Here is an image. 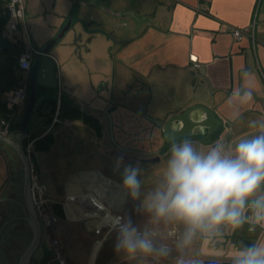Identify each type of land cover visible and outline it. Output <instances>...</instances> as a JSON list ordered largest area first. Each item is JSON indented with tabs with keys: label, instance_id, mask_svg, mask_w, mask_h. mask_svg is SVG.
I'll return each mask as SVG.
<instances>
[{
	"label": "crops",
	"instance_id": "obj_1",
	"mask_svg": "<svg viewBox=\"0 0 264 264\" xmlns=\"http://www.w3.org/2000/svg\"><path fill=\"white\" fill-rule=\"evenodd\" d=\"M138 7L137 12L140 11L138 14L142 16L140 19L142 24L120 43L114 53L108 34L102 31L110 23L108 21L106 24L109 16H106L104 12H96V19L93 16L100 24L90 39L89 47L87 45L85 50L94 52L92 54L98 58L97 69H92L93 71L90 72V74L94 72L99 74L97 82L101 80L97 94L94 93V99L109 95L113 78L128 90L136 89V100L142 99L144 93L155 97L152 92L155 88H161L166 94L155 97L157 98L155 108L152 109L149 104L146 112L150 113V116L162 118L164 114L180 106L181 93H184L185 89L191 92V88L196 87V93L201 100L207 102L216 114L221 116L224 123L229 122L224 130L226 134L221 140L222 145L230 147L235 137L254 132L255 129L251 127V123L264 120V97H261L262 93L260 95L257 93L262 88L258 78L257 59L264 61V36H261V33H264L262 32L264 31V0H149V2L140 0ZM76 10L78 11L76 4H71L69 0H25L28 21H32L30 20L31 12L43 14L45 30L54 32L46 33L43 42H47L54 36L53 34L58 32L66 23L68 16L71 14L75 16ZM236 27L248 28L253 33L254 29H258L260 41H257L256 36L255 43L249 36H243L237 40L232 33L233 28ZM32 39V46L39 49ZM8 41L14 42L13 39ZM56 46L58 44L51 48L50 55L57 64L60 58H56L57 56L52 52H61V48ZM191 59H196L197 65ZM112 60L118 62L119 66L112 69L110 66ZM24 75L29 77L30 70L27 73L24 72ZM57 78L60 83L58 76ZM93 79L90 76L89 93L95 91L96 81ZM73 90L74 87L71 92L67 90L65 94L69 104H73L72 98L75 96ZM102 91L105 94L101 93ZM245 93H250V96H246ZM0 96L8 101L11 99L10 92ZM110 98L112 100L111 95ZM89 106L93 108V112L88 113H93L92 115L97 117L101 124L99 128L91 129L81 119L75 118L69 119V122L71 121L69 125L75 124L79 128L82 127L81 132L78 130L75 133L70 129L67 131L61 128L65 120H68L64 118L58 126L51 129L55 134L60 132L56 135L58 137L54 148L56 154L35 153L34 160L39 170L41 169L44 178L46 176L50 181L51 194L46 195L48 207L52 211L54 204L57 203L61 213H54L53 209L52 212L58 217L59 223L51 228L42 226L40 244L28 264H42L41 260L47 252L51 254V258L43 264L58 263L56 256L59 254L62 255L65 264H93L104 239L110 233V229L105 233L102 229L114 221L111 218L113 212L116 214L120 211L123 216L122 207L127 200L126 192H117L118 189L115 186L113 187L116 188L115 192L111 193V200H109L104 190L98 187L99 174L104 180L103 183L108 182L107 185H110V180L104 177L111 173V161L104 160L100 165L105 170L109 168L105 171V175L96 168V170L77 172L75 170L79 167L72 166L65 159L86 142L83 133L89 136L90 143L95 144L93 146H96L100 152L112 149L117 152L119 151L117 149L133 147L136 143H140L133 136L130 145L125 143L128 133L123 134L124 129H120L119 140L113 143L114 146L108 144L107 119L105 116H99L104 110V114L107 113L110 107L104 109L101 104ZM46 111L47 109L39 114L34 113L40 128L45 125L43 115ZM131 113L123 114L121 120L134 121L136 131H149V137L159 135L160 129L153 126L141 113H134V111ZM20 115L21 111L17 110L14 116L17 121ZM49 127L47 130L50 129ZM17 133L18 130L13 129L6 137L15 139ZM184 139L186 138H182V141ZM161 143L162 141H157V148H154V145L151 146L150 152L157 151ZM203 144L209 147V141ZM10 148L11 146L0 141V151L6 154L9 161L15 165V157ZM64 168H71L70 172H73L74 177L65 179L66 174L61 173ZM118 176L119 174L114 177L121 182V176ZM74 183L84 185L82 187L80 184L76 189L77 195L71 194V184ZM84 187H87L89 192L81 195L85 192ZM47 188L48 186L46 193ZM9 196L10 194L2 195L5 199H0V213L5 211L7 204L4 202ZM14 199L16 200L14 202L18 204L19 212L0 215V264H18V258L32 235L28 222L20 218L15 219L16 216H23V206L18 203L22 202V192L17 194L15 191ZM91 199L99 203L102 208H95ZM10 217L13 218L7 221ZM16 220L25 222L21 237L16 222L11 226L8 225L10 221ZM98 222H101L102 229L93 228ZM88 223H91V226ZM95 238L97 241H93ZM257 245H261L260 241ZM108 256L102 264H109Z\"/></svg>",
	"mask_w": 264,
	"mask_h": 264
},
{
	"label": "rangeland",
	"instance_id": "obj_2",
	"mask_svg": "<svg viewBox=\"0 0 264 264\" xmlns=\"http://www.w3.org/2000/svg\"><path fill=\"white\" fill-rule=\"evenodd\" d=\"M69 1L71 4H74V0H69ZM75 1L79 3L76 5L78 8V11L76 10L75 12L76 18L74 19V23L77 27H79V22H77L79 15L84 17V21H89L92 16L94 17L96 16V12H104L99 7H105L106 11H109L111 13V14H108V12H104L106 16H109L106 19V24L108 21H110V23L109 25L107 24L105 26L106 27L105 30L110 38L111 48H112L113 53L116 50V48L120 45V43L127 36L134 33L136 29L139 28L140 25L142 24V22L140 21V19H142V16L138 14L140 13V11L137 12V9L139 8L138 4L140 0H93L96 3H90V1L86 0V2H84V5L82 4L84 0H75ZM147 1L149 2V0ZM97 3H99L98 4L99 7H96ZM5 6H6L5 0H0V15L4 12ZM131 14H134L137 17L136 20L138 24L133 23L131 16H130ZM44 18L45 16L43 14H37V12H34V13L31 12L30 20L32 21L31 22L28 21V16L25 20V23L28 29V35H30V38L34 37L32 41L34 45L37 46L38 48H42L46 44V42H43L44 41L43 38L46 35V33H54V32L45 30ZM124 22L126 23L128 22V25L132 27L130 28V31L124 28L123 26ZM84 25L87 26L85 22H84ZM97 27H98L97 21L96 23L93 22L90 24V30L94 31L95 29H97ZM15 33L21 39L20 45L27 46V40L22 30V26ZM254 33H253L254 35L253 43H255V36H256L257 41H260L259 30L254 29ZM87 34L88 33H85L83 35L82 44L88 45L89 47L90 39H92L93 35L90 33L87 36ZM262 34L264 33H261V36H264ZM73 38L74 37L72 35V32L69 31L66 34V36L62 39V41L58 43V46H56V47L61 48L60 49L61 52H52L55 56H57L56 58L58 57L60 58L56 66H57V76L60 79L62 88L66 91L68 90V92H71L72 88L74 87L73 91L75 93L74 94L75 96L72 98V102L73 104L80 107L82 110H85L86 112H93V108L90 107L89 105L96 106L98 104H101L104 107V109L106 107L107 108L110 107L107 113L105 112L104 114V111H105L104 110L102 112V115L99 116V117L105 116V118L107 119L106 121L107 126H108L107 133L109 135L107 137V141L109 142V143L107 142L108 144L114 146L115 141L119 140L120 138L119 130L120 129H124L123 134H125V132L128 133L125 143H128L130 145V143L132 142V136L135 138V140H137V142L138 141L140 142L139 144L136 143L133 147H128L125 149L123 148L117 149L119 150L117 152L116 150H113V149L110 151L105 150L104 152H100L96 146H93L95 144L90 143V141L88 140L89 136L86 133L85 134L83 133V137L85 138L86 142L84 144H81L79 147H77L75 151L71 155H69V157L65 158L66 160L69 161V164H71L74 167L76 166H78L79 168L84 167L83 169H79V168L78 170L76 169L75 171L77 172L84 171V170L91 171V170L97 169L102 174L103 173L105 174L106 173L105 171H107L109 168L105 170L103 167H100V165L104 162V160L106 162L111 161V166H112L111 173L109 174V176L104 177V178H107L106 180L108 179L110 180L111 182V183L109 182L110 185H107L108 182H105L104 184L103 183L104 180L102 179V176L100 174L98 175L99 184H100L98 187H101V189L104 190V193L106 194L107 198L111 200V197H110L111 193L115 192V189H116L113 187L115 186L117 187L118 189L117 192H122V193L126 192L122 188V184H121L122 182H119V180L114 177L117 174L121 176V173L123 172V165L120 166L119 170H117L116 168L117 159L125 155L136 156V157H141V158H149V157H152L156 153V151L154 153L150 152L151 146L154 145L153 147L157 148L156 136L151 135L149 137L148 136L149 131H143V130L136 131L134 121L121 120L123 114L130 115L132 114L131 112L134 111V113L139 112L144 115H149L150 113L146 112L147 106L150 104V107L154 109L155 104L157 102V98L155 97L164 96L166 93L164 89L155 88L154 91L152 92V94L155 97H152V95L147 96V94L144 93V96L142 99L139 98V100H136L135 98V93L137 92L136 89L128 90L127 87H123L121 84H119V81L117 82V80L113 78L111 80V82L113 83L112 89L108 93L109 97L103 96V97H100L99 99H94V93L97 94L96 91L98 90L101 80L97 82L99 74L96 72L90 74V72L93 71L92 69H97L98 67L97 59L98 58L95 56V54L94 55L92 54L94 52H84V49H85L84 46L80 47L81 57H79L78 55L79 52H77V54L74 53L73 52L74 46L72 44L71 45L69 44L72 42ZM88 38L90 39L86 40ZM110 66L112 69H114V67H118L119 64L115 60H112L110 63ZM257 70H258V78L262 84L261 91L260 92L258 91L257 93L259 95L262 93L261 97H264V61H262L260 58L259 60L257 59ZM90 76L94 78L93 80L96 81V84L94 86L95 91H91L89 93L88 89L90 85L89 84ZM59 84H58V87H59ZM161 91L162 93H160ZM101 93L105 94L104 91H102ZM110 95L112 96V100L110 98ZM154 98L155 100H151ZM138 101L139 103H136ZM20 119H21V116H20ZM62 120H64V118ZM144 122L146 121L144 120ZM62 126H63L61 127L62 129H66V130L70 129V131H75V133L78 130L81 132L80 129H82V127L79 128L78 125H75V124L74 125L63 124ZM39 129H40V123L37 121V116L33 114L29 122L28 130L29 132H34V131H39ZM232 145L233 143H231V147ZM197 147L203 151L209 150V147H206L205 145L197 146ZM167 158L168 157L163 156L161 157L159 161H155V162H140V161H136L133 159H123L124 165H127V164L138 165L140 169L142 170L141 179L143 180V187H142L141 201L144 199V196L148 192L152 191L153 188L161 182L162 173L166 165ZM6 161L9 162L7 155L0 151V183L3 180V177L5 176V173L7 170ZM97 167H100V168H97ZM70 170L71 168H64L63 171L61 172L62 174H66L65 179L74 177L73 172H70ZM41 172H42L41 169L37 171V174L39 176L38 182L44 184L45 187L48 186L47 193L45 194V198H47L46 195L51 194L49 190L50 181L48 177L45 176L44 178V174H42ZM76 183L71 184V188H72L71 194L72 195H77L75 191L81 184V183L80 184L78 183V185H76ZM81 186L83 187L84 185L81 184ZM84 189H85V192L81 193V195H85L87 192H89V189L87 187L86 188L84 187ZM126 194H127V200L124 202V205L122 207L123 216L120 214V211H119L116 214H114L115 212H113L111 215L112 216L111 218L114 219L115 215L120 214L123 218H131L133 223L138 226L148 225L149 227L154 228L157 232V236H156L157 244L164 243L168 245L170 249L169 256L162 261V264H177L178 260H183L184 264H197L198 262H201L202 259L206 255L213 254L216 252L214 249H211L213 248L216 242L215 232L197 233V235L193 238L191 243L183 247H178V245L182 241V238L185 232V226L182 223L175 222V221H172V222L161 221L158 224H149L148 214L142 208H139L140 201L139 200L134 201L131 199V197L128 195L127 192ZM101 222L96 223V225L93 228L102 229L103 226H101ZM58 223H59V220H58ZM58 223L51 227L57 226ZM90 224L88 223L89 226H91ZM113 224H114V221L102 229L104 231L103 233L107 232L110 229L109 230L110 233L104 239V243L102 244L101 250L99 249L100 252L97 255V257H95L93 264H102L106 260L105 258L107 255H109L108 260H107L109 264H146V262L142 260L141 258L132 260L122 254H118L115 251L114 245L117 239V232L113 229L112 227ZM93 241H97V238H95ZM261 243H264V240H262ZM255 244L257 245V242H255ZM234 247L243 248L244 245L241 242L234 245L233 242L230 241V242L225 243V245L223 246V248H221V250L222 252H225L227 255L230 256L231 253H233L232 251ZM206 248H208L209 250ZM56 257L62 259L64 262L62 255L59 254ZM115 261H118V262H115ZM147 264H155V261H149L147 262Z\"/></svg>",
	"mask_w": 264,
	"mask_h": 264
},
{
	"label": "clouds",
	"instance_id": "obj_3",
	"mask_svg": "<svg viewBox=\"0 0 264 264\" xmlns=\"http://www.w3.org/2000/svg\"><path fill=\"white\" fill-rule=\"evenodd\" d=\"M251 127L255 131L232 145L231 155L220 143L203 151L191 140L168 137L169 155L161 182L142 201V170L118 158L117 170L123 165L122 188L132 200L140 201L149 224L175 221L185 226L178 247L191 243L197 233L214 232L223 225L236 230L246 222L264 224V120L253 121ZM112 227L117 232L118 254L141 258L146 264H162L170 254L168 245L157 244V232L148 225L138 226L131 218L121 217ZM232 264H264V245L237 249Z\"/></svg>",
	"mask_w": 264,
	"mask_h": 264
},
{
	"label": "water",
	"instance_id": "obj_4",
	"mask_svg": "<svg viewBox=\"0 0 264 264\" xmlns=\"http://www.w3.org/2000/svg\"><path fill=\"white\" fill-rule=\"evenodd\" d=\"M96 7H99L98 4ZM99 8L102 11L111 14L109 11H106L104 7ZM130 16L133 23L138 24L136 20L137 17L134 14H131ZM77 22H79V27L75 25L74 21L71 24L62 26L42 48L37 49L35 53L36 57L34 60H32L33 71L28 81L29 91L27 101L21 115L17 136L15 139H11L4 135H0V141L11 146L17 152L23 166L22 202L18 203H20V206H23V213L26 215L23 217V219L29 223L32 235L27 246L24 248L18 258V264L29 263L30 258L32 257L36 248L39 246L42 237V225L37 213L34 210L31 194V163L28 155L20 145V140L23 137V132L26 131L31 115L34 111L35 103L41 100V97H37V91L40 89L43 93L44 91H50L58 88L59 82L57 78V68L54 58L50 55L51 48L60 43L66 34L71 31L74 38L69 44L74 46L73 52L76 54L79 52L78 55L81 57L80 47L84 46L85 48L87 46L82 44L83 35L85 33H91L93 35V33L96 32V29L94 31L89 30L90 24L93 22L96 23V20L93 18V16L89 21H84V17L79 15ZM84 22L87 26L84 25ZM99 24L100 23H98V25ZM123 26L126 30L130 31L131 27L128 25V22H124ZM102 31L106 33V30ZM84 52H86L85 49ZM181 99L180 106L177 107V109L164 114L162 118L144 114L141 115L150 121L153 126L158 127L162 135L167 140L168 137L180 138L191 136L195 128L203 129L209 127L210 129V127L214 124L213 128L216 129V127L219 125H222L224 128L229 125L228 121L224 123L221 116L216 114L215 110H213L207 102L201 100V97L196 93V87H192L191 92L188 89H185V92L181 93ZM248 135H250V133L244 134L241 138ZM207 136H209V133ZM124 158L133 159L140 162H155L159 160V155L149 158L125 155ZM262 240H264V226L261 227V237L259 240L251 241L246 238L244 240L241 239V243L246 247L248 245L255 244V242L258 243V241L261 243ZM262 244L264 243H261V245ZM238 249L242 248L238 247ZM211 263L232 264V262H216L211 260H206L202 264Z\"/></svg>",
	"mask_w": 264,
	"mask_h": 264
},
{
	"label": "trees",
	"instance_id": "obj_5",
	"mask_svg": "<svg viewBox=\"0 0 264 264\" xmlns=\"http://www.w3.org/2000/svg\"><path fill=\"white\" fill-rule=\"evenodd\" d=\"M5 4H7V0H5ZM8 19V12L5 6L4 12L0 15V95L3 93H12L17 87L21 85L22 82L29 81V77L24 75V72L20 69L18 64V58L22 51H24V46L20 45V41L18 42H10L8 39L2 37V30L3 27ZM27 89L29 91L28 85ZM37 97H41L40 101L35 103L34 111L32 115L36 113H42L45 109H47L46 113H44L43 122L44 127L40 128L39 131L29 132L28 126L26 131L23 132V137L21 138V145L25 151V146L28 140H33L34 149L32 154L30 155V160L34 170L37 172L39 170L38 165L35 159V153H43V154H56L54 150L56 146V141L58 140V135L60 132H55L51 129L58 126L60 123L55 124L52 127L50 126L52 114L55 110L56 101H57V90H50L47 94H42V92L37 91ZM8 99H2L0 96V119L2 118H10L12 115L15 116L16 109L8 107ZM23 111V110H22ZM21 111V115H22ZM20 115V116H21ZM31 115V117H32ZM63 118L68 119H75L79 118L86 123L88 127L91 129H96L100 127V123L97 120V117L93 116L92 114L82 110L80 107L69 104L65 96H61V114L60 119ZM31 119V118H30ZM12 120V119H11ZM20 120V119H19ZM17 119H13L10 125V131L15 129V131L19 130L20 121ZM63 121V120H62ZM30 122V121H29ZM71 122V121H70ZM64 124V123H63ZM48 126L50 129L47 130ZM95 125V126H93ZM55 151V152H53ZM54 209V211H53ZM52 211L54 213H61L60 206L56 203L54 204ZM51 258V254L47 252L42 258L41 263L43 264ZM59 264V261L57 260Z\"/></svg>",
	"mask_w": 264,
	"mask_h": 264
},
{
	"label": "flooded vegetation",
	"instance_id": "obj_6",
	"mask_svg": "<svg viewBox=\"0 0 264 264\" xmlns=\"http://www.w3.org/2000/svg\"><path fill=\"white\" fill-rule=\"evenodd\" d=\"M88 1H90V3H96L93 0H88ZM84 2H86V0H84L82 2V4H84ZM74 4L77 5L79 3L74 0ZM97 4H99V3H97ZM75 18L76 17L73 14H71L70 16H68L67 21L63 26L73 23ZM89 34L90 33H88L87 36ZM88 39H90V38H88ZM35 57H36V55L34 54L33 60L35 59ZM32 71H33V64L31 65V68H30V76H31ZM30 76H29V78H30ZM58 89L61 90V96H66L65 94L67 91L62 88V84H59V87L56 90L58 91ZM39 92H42V91L39 89L38 93ZM48 92H50V91H44L43 93L45 94ZM37 95H39V94H37ZM211 127H210V129H209V127L203 128V129L195 128L191 136L180 137L177 139L179 141H182V138H186L188 140H191L193 143H196V146H202V145H204L203 143L205 141H209V144H208L209 149L212 146L216 145L217 143H220L222 145L221 140L223 137H225L224 135L226 134L224 131L225 128L222 125H219L218 127H216V129H214L213 128L214 124ZM208 133H209V136H207ZM242 136L243 135L235 137L232 140L233 141L232 143L238 142L237 140L240 139ZM156 137H157L156 139H158L157 141L160 140V142L162 141V143L158 147L156 153L153 156L159 155V160H160L161 157H163V156L168 157L170 144H169V140H167L162 135L161 132H159V135ZM20 145H21V140H20ZM21 147H22V145H21ZM224 148H225L226 154H228V155L232 154V147L231 146L230 147L224 146ZM10 149L12 150V152L14 154L16 164L13 165L10 161L9 162L6 161L7 170H6L5 176L3 177V180L1 181L2 184L0 183V199H5V197H2V195L10 194V196L8 198H6V201L4 202L5 204H7L6 205L7 207H5L6 209L4 212L0 213L1 216L6 215V214L9 215L10 213L16 214L17 212H19L18 204H16L14 202V201H16L14 199V192L16 191L17 194H19L20 191L22 192V182H23L22 162H21L20 157L18 156L17 152L12 147ZM14 166H15V168H14ZM33 207H34V210L36 212L35 206H33ZM20 210H21V208H20ZM21 212H22V210H21ZM24 216H26V215L23 213V216H21V217L16 216L15 219H19V218L23 219ZM12 218L11 217L8 218L7 221H9ZM15 222L19 226V228L17 230H19L20 237H21L22 233H23L22 232V230H23L22 226L25 224V222L23 220H16V221H12V222L10 221L8 223V225L11 226ZM262 226H264V224H256V223H252V222H246V223H244V225L241 228L236 229V230H233L230 226H227V225L221 226L218 230L214 231L216 233V235H215L216 242H215V245L213 246V248H211V249H214L216 252L213 254L206 255L202 259V261L198 262L197 264H202L206 260H211V261H216V262H232L233 253L238 249V247H236V248L234 247L233 251H232L233 253H231V255L229 256L225 252H222V250H221V248H223L225 243L231 241L235 245L237 243H240L241 239L244 240L246 238L248 240H251V241H254V240L257 241L261 237V227ZM243 248H245V246ZM206 249H208V248H206ZM211 264H214V263H211Z\"/></svg>",
	"mask_w": 264,
	"mask_h": 264
},
{
	"label": "built area",
	"instance_id": "obj_7",
	"mask_svg": "<svg viewBox=\"0 0 264 264\" xmlns=\"http://www.w3.org/2000/svg\"><path fill=\"white\" fill-rule=\"evenodd\" d=\"M7 12H8V19L3 27L2 30V37L6 39H13V41L18 42L21 39L16 35L15 32L19 30L22 26V30L25 34V38L27 40V46H25L24 51L20 54L18 58V64L20 69L27 73L32 65L33 55L36 53L37 49L32 46V42L30 35H28L27 25L25 23L26 20V13H25V0H8L6 4ZM233 35L237 40L241 39L243 36H249L252 41L254 40L253 31L249 30L248 28H233L232 30ZM192 60V59H191ZM195 65L196 59L192 60ZM28 82L27 80L22 82L19 87L11 93V99L8 102L9 108H15L16 111H22L25 103L27 101L28 96V89H27ZM61 114V90L58 89L57 91V101L55 110L52 114V119L50 123V127L54 126L57 123H61L62 120L60 119ZM15 119L14 115L10 118H2L0 119V135L7 136L10 133V125L11 121ZM65 124H70L68 120L64 122ZM34 149L33 140H28L25 146V152L30 159V155L32 154ZM31 162V161H30ZM39 176L37 172L34 170L31 164V194L33 204L36 208L37 215L41 222V225L44 227H51L58 223V217L50 210L47 204V198H45L46 187L44 184L39 183ZM91 203L95 206V208H102L101 205L94 200H90ZM120 214L115 215L114 223L117 218H121ZM59 264H64L63 260L58 258Z\"/></svg>",
	"mask_w": 264,
	"mask_h": 264
}]
</instances>
